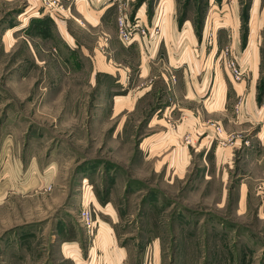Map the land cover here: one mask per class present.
<instances>
[{
	"label": "rangeland",
	"instance_id": "1",
	"mask_svg": "<svg viewBox=\"0 0 264 264\" xmlns=\"http://www.w3.org/2000/svg\"><path fill=\"white\" fill-rule=\"evenodd\" d=\"M130 5L150 45L169 38L162 25L184 31L195 53L203 42L211 50L216 43L224 63H248L246 70L240 63L248 80L253 56L261 114L250 131L230 121V131L244 134L245 153L222 160L211 149L204 157L198 137L164 141L173 128L150 126L163 103L157 95L140 101V68H123L122 55L134 63L141 46L126 52L121 9L97 25L75 10L44 13V0H0V264H111L115 246L127 251L120 264H264V155L254 159L259 145L248 149L264 131V0ZM62 19L76 46L67 29L65 37L59 31ZM105 32L113 52L100 38ZM231 133L235 142L239 135ZM229 141L218 136L219 145Z\"/></svg>",
	"mask_w": 264,
	"mask_h": 264
},
{
	"label": "crops",
	"instance_id": "2",
	"mask_svg": "<svg viewBox=\"0 0 264 264\" xmlns=\"http://www.w3.org/2000/svg\"><path fill=\"white\" fill-rule=\"evenodd\" d=\"M64 1L67 4H61L60 0H58L57 5H50L51 7L49 6V9H43V12L57 11L61 13L63 12L62 10H64L66 14H69V11L75 10L74 13H80L88 21L96 22V24L99 25L101 22L103 23L106 21L109 16L118 15L121 8H126V6H128L131 10L132 6L130 5L131 0H81L82 4L74 7L70 6L73 4L72 0ZM53 2H56V0H53ZM33 8H36V11H42L39 6H34ZM74 13L72 11L70 12V14ZM64 21L66 20H61L62 24L59 27V31L63 34L61 27H64L69 31L70 35L73 36L70 32V28L65 26L66 23H64ZM162 27L165 32H163V35L169 37H165V40H167L164 41L165 43L162 42L163 38L158 44L151 41V45L146 38L143 39L144 42L142 41V38H139V41L131 44H125L121 40L127 47V53H130L133 47L132 45L137 43L141 46V51H139L138 56L139 60L134 63L132 58L129 59V57L126 58L122 55L123 68L127 65L131 70H135L137 67L140 68L139 75L141 80H144L140 87V101L147 98V96L150 97L152 95H157V99L160 97L161 102L163 103L161 107H157V109L154 110V117L152 116L149 121L150 126L156 127L157 129H163V131L169 127L173 128V130L163 136L166 138L164 141H166L170 135H173L174 137L175 135L180 136L181 138L186 134H191L193 137H198L196 148L198 152L203 151L204 157L211 149L216 157L223 158L222 160L233 158L234 151L237 150L245 153L246 143L243 142L245 137L242 136L244 134L238 131H230V127H234L230 121L235 122L236 125L239 124V128L247 129L248 131L250 125H252L253 119H257L258 115L261 114V106L263 103L259 100V81H257L259 73L256 65H252L253 56L248 61L251 63V70L253 72L251 79L248 80V78H250L248 76L247 79L245 78L241 81H237L234 79L230 69L227 65L225 66V63L219 57L220 48L216 43L211 50V47L207 49V44L203 42L204 44L202 43L198 53H195L196 48H193L190 42L187 43L185 40H182V36H185L184 31L182 32L178 29L173 31L172 29V32H168V30L165 31L164 29L165 25H162ZM81 29H85L83 32H86L87 30L91 31V29L84 26L78 30L82 32ZM99 31L104 32V28L101 27V30L99 29ZM75 37L74 40L76 46L79 39L76 37V40ZM109 37V32H105V34L102 33L100 36V38L104 40L103 44L111 48V52H113V46H115V44L108 40ZM83 46L85 45H82V47ZM121 46H123V48L125 47L124 45ZM208 52L210 53L208 54ZM99 57L104 61L100 54ZM161 57L167 59V63L163 68L161 67ZM152 58L154 59L151 61ZM177 59H180V61L178 62ZM239 63L244 65L246 70L248 63H242L240 61ZM176 75L177 79L174 78V80L173 77H176ZM216 124L223 128V131H221L222 133L219 132L223 141L232 139L231 142L229 141L223 145L218 144L219 135H217V132L214 129ZM231 132H237L235 134L239 135V137L234 135L236 138L235 142L231 137L233 135ZM157 134H159V130L154 133V135ZM259 136L260 137L253 138V143L251 141L252 145L248 148L252 149L256 145L261 147V154L252 153L253 155H256L254 159L259 158L257 155H264L263 130L259 132ZM147 139H149V137L145 140ZM148 141L149 140L145 142ZM232 142H234L233 145H230L229 143ZM212 143H214L213 148L211 146ZM220 149L223 151V156L221 155V157L218 156ZM174 151L172 152L173 154H175ZM185 153L186 151L183 149L182 151H179V153H176L177 155H175V157L180 159L185 156ZM111 233L112 235L114 234L112 228ZM107 251L109 250H103L105 257L108 255L106 253ZM114 251L117 254L124 252V257L122 259H116L117 255ZM95 253L96 251H94V255ZM110 254L113 258L111 264H120L125 259L127 261L128 256L126 257L127 251L125 247H117L116 249L115 246L114 249H111ZM86 263L87 262H82L81 264ZM77 264L79 263L77 262Z\"/></svg>",
	"mask_w": 264,
	"mask_h": 264
},
{
	"label": "built area",
	"instance_id": "3",
	"mask_svg": "<svg viewBox=\"0 0 264 264\" xmlns=\"http://www.w3.org/2000/svg\"><path fill=\"white\" fill-rule=\"evenodd\" d=\"M44 1L46 4L49 5L53 3L51 0H44ZM118 22H119V36L120 39L125 44L134 43L136 41H139V38L143 37L142 39H144L145 37L148 36L147 34L149 29L147 30V28L144 27L142 18H140L139 15H136V17L134 18L131 17V15H129L126 8H121ZM150 34L152 36L151 32ZM225 63L227 67L230 69L235 80L237 81L243 80L244 69L242 68L241 64L235 57H227V58L225 57ZM216 129L218 132L222 131L220 125H217ZM81 217L88 228H91L93 226L94 220L89 209H84L81 213Z\"/></svg>",
	"mask_w": 264,
	"mask_h": 264
}]
</instances>
